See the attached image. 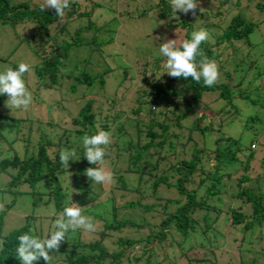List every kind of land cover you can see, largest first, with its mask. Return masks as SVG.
<instances>
[{"label":"trees","instance_id":"obj_1","mask_svg":"<svg viewBox=\"0 0 264 264\" xmlns=\"http://www.w3.org/2000/svg\"><path fill=\"white\" fill-rule=\"evenodd\" d=\"M241 1L244 7H253L257 15L264 13V0H200L195 16L191 11L188 14L180 11L174 14L170 0H70V7L61 18L56 16L54 9L42 12L39 5L30 4L29 0H0V26L16 28L17 32L14 35L16 44L11 49L23 46L31 56L26 62L20 61L30 64L33 69L24 76L29 91L34 94L33 98H41L34 93L36 87L52 89L68 78L69 82L66 83L69 91L77 92L83 100L74 115L66 111L70 115L69 126L64 127L58 121L52 122L48 117L45 121L38 119L35 132H31L32 109L25 111L22 117H13L3 110L8 97L2 103L0 95V139L7 146L5 156L0 158V170L8 172L6 189L16 194H29L32 209L36 204H42L53 211L62 212L71 203L66 197L70 186L65 183L68 175L71 185L79 191V196L74 197L78 200L97 197L106 189L111 193L112 190L126 187L125 178L111 166L116 161L124 162L123 173L135 174L138 180L143 175L150 178L152 191L151 197H147L148 201L128 199L117 206L112 201V195H108L104 201L83 207L82 213L98 219L100 226L92 233L79 229L66 234V241L61 244L59 252L54 253L58 256L53 264H217L214 245H220L217 240L221 238L222 227L228 219L230 225L241 232V237L245 236V232L246 235L251 234L250 230L257 227L255 239L261 238L260 233L264 229V189H261L264 187V172L260 178L254 177L252 184H247L249 175L245 173L228 177L225 188L220 184L223 173L219 169L229 164L242 161L241 169L245 172L250 162L255 160L264 169L263 148H252L253 142L258 140L256 136L259 129L264 125V121H261L264 114V82L253 84L255 78L264 79V59L260 60V57L251 53L255 43L247 42L248 36L263 19L253 13L245 15V11L241 10L244 8L240 6ZM118 5L124 6L119 12L116 11ZM129 6L132 11L127 10ZM227 7L234 10L227 11ZM98 9L101 11L95 15L93 10ZM149 11H154L155 18L159 19V23L154 22L161 27L156 30L159 37L165 32L168 34L173 28L177 29V46L184 40H190L195 31L204 29L209 33V40L202 43L201 50L219 67L220 80L216 85L206 87L202 81L197 83L191 78L186 80L171 76L162 81L161 77L167 74V69L166 63L160 61L166 57L159 53V49L153 51L151 59L141 54L128 60L129 63L124 60L128 58L127 51L118 49L115 38L122 46H125L124 41L130 44L137 42L138 39L131 35L135 31L131 26L133 18L141 19L142 22L148 20ZM105 14L107 18L97 24L95 18ZM215 17L216 20L210 25L208 21ZM237 40L247 44L248 53L236 50L233 43ZM72 49L81 51L85 58L80 64L73 63L72 69L65 73L64 68L70 60ZM259 52L264 53L261 50ZM244 58L246 61L243 62ZM19 63H12L9 67L16 69ZM248 70L251 73L244 78L242 75ZM3 71L6 70L0 72ZM135 72L140 80L153 75V72L157 75L154 82L145 81L148 82L147 88L141 89L131 99L130 111L134 116L149 114L154 117L146 123L134 119V140L129 139L121 144L108 159L111 172L115 174L113 182L95 184L85 175V170L95 165L89 164L84 157L82 137L95 135L101 130L109 132V123L118 114L110 116L108 112L117 99L106 97L110 101L107 102V113H102V102L94 106V98L88 97L86 93L91 92L95 83L102 89L108 87L113 74H120L117 83L121 85L127 80L131 81ZM233 79L236 80V86L242 87H233ZM148 89L149 92L146 91ZM211 93L214 96L210 101L214 100L218 105L214 110L215 119H206L205 114L197 116V109L204 106L201 97L208 98ZM119 96L124 98L121 94ZM234 97H238L241 103L258 106L263 111L261 116L252 112L244 117L242 130L254 131L246 145L238 142L239 136L220 133L224 121L231 119L234 114L238 115ZM62 100L53 101L60 104L59 109H64ZM224 117L225 120L221 121ZM24 125L25 131H22ZM6 128L10 133L4 136ZM192 129L198 130L203 137L213 132L216 144L208 148L213 159L209 171L202 167L201 152L205 150L202 144L197 146L192 142L182 151L184 142L180 140L181 136L189 141ZM182 130L186 133L182 134ZM201 141L203 143V139ZM16 142L23 144L21 154L17 152V147L14 148ZM62 149L77 151L78 159L69 161L68 168L59 162ZM182 152L187 153V157L182 156ZM172 156L174 159L168 162L167 168L158 171L160 162L170 160ZM195 174L197 178L194 180ZM260 180L262 185L259 184ZM134 190L137 191V188ZM224 201H229V204L224 206ZM118 208H135L141 213L157 211L163 216H159L156 223L148 224L144 217H118ZM199 209L202 210L200 223L193 216ZM3 210L0 209V241L3 242L0 264H21L16 258L17 238L25 233L44 238L55 229L48 228L51 218L42 216L40 220L43 223H38L34 230L24 220L20 226L2 232ZM145 225L148 230L142 234ZM128 226L141 233L123 234L122 228ZM85 235L92 236L85 238ZM105 237H111V243H107ZM194 238L200 247L204 248L205 245L208 248V254L205 251L201 252L200 257L187 254L186 250L191 248ZM174 246L180 252L178 262L173 261L168 253ZM240 248L241 245L237 248L238 264H264V247L248 260L239 255ZM35 264L45 262L41 258Z\"/></svg>","mask_w":264,"mask_h":264},{"label":"rangeland","instance_id":"obj_2","mask_svg":"<svg viewBox=\"0 0 264 264\" xmlns=\"http://www.w3.org/2000/svg\"><path fill=\"white\" fill-rule=\"evenodd\" d=\"M30 4H37L41 6L44 4V0H29ZM233 2V1H232ZM214 4H212V8ZM241 7H244L243 1H241L240 4ZM235 7V6H234ZM124 8L123 5H118L116 8V11L119 12ZM128 11H132L131 6L127 7ZM228 11H233V8H226ZM245 11V15H252V13L255 15L257 12L253 10V7H244L243 9ZM98 11H101V9L93 10V13L96 15ZM151 12V13H150ZM149 17L148 20L145 19L143 22L141 19H134L131 25L132 27L135 28V31L131 32L132 37L137 38V42H133L132 44L124 41V45L119 42L118 38H115L114 43L118 46V49H122L121 51H127V56L128 58H124V60H130L132 58H135L136 56H140L141 54H146L147 59H151L150 55L153 53V51H156L159 49V46L163 42H167L166 40L163 39H156V37H159L157 35L156 30L161 29V27L157 26L156 23H159V19L155 18V12L154 11H149ZM209 13V12H208ZM264 13H258L257 16H259L260 19H263V22H261L255 29L252 31V33L248 36L247 42L249 43H255L254 49L251 50V53L256 55V57H260L259 59L262 60L264 59V53H260L259 51H264ZM107 14L104 16H97L95 18V22L101 23L104 19L107 18ZM153 18H150V17ZM150 18V20H149ZM131 18H129L130 20ZM155 19V20H154ZM132 20V19H131ZM216 20L215 18H212L208 21L210 25L213 24V21ZM139 21V22H138ZM129 22V21H128ZM162 23V19H161ZM160 23V24H161ZM31 25V24H29ZM178 31L177 29H171L168 34L165 32L162 37L165 35L167 36L168 39H176V37L179 38L178 36ZM16 28L12 29L6 26H0V71L1 70H7L9 66L13 63L16 64L17 62L21 61H28L31 56L29 53L25 51V48L23 46H17L14 49H11L16 44ZM177 40V43H179V40ZM158 41V42H156ZM211 41V40H210ZM126 42V43H125ZM156 42V43H155ZM128 43V44H127ZM234 46H236L237 51H241L243 54L248 53L249 47L243 40H237L234 41L233 43ZM250 53V52H249ZM88 57V55H87ZM86 57V58H87ZM85 56H82V52L78 51V49H72L69 55V59L64 72L67 73L68 69H72V64H80L81 60L84 59ZM21 60V61H20ZM246 61V58L243 59V62ZM161 63H166V59L160 61ZM129 63V61H128ZM133 67H136V65L131 64ZM96 68V66H94ZM249 72V73H248ZM248 73V74H247ZM246 74L242 75L244 78L247 77L251 72L248 70ZM64 74V73H63ZM69 74V73H68ZM153 75H148L144 79L140 80V76L135 72L134 77L131 81H125L121 85L118 84L117 82L119 81L120 74H113L111 76V83L109 84L108 87L100 88L99 84L95 83L93 85V88L91 89V92L85 93L87 94L88 97H93L94 98V106L98 105L100 102H102V105H100V111L102 113H107V107L110 100H108L106 97L108 96H113L114 99H117L115 103H112V108L108 112L111 115L117 113L118 116L109 123V133L111 135V143L107 146L106 148V155L107 156L105 159V164L102 165L103 167L106 168V170L111 171V166L117 169V174H121L123 178H125V188L124 189H117V190H112L110 193V190L106 189L103 190L97 197H83V199H77L74 197L79 196V191L71 185L70 183V177L68 175V178L66 180V184L70 185L69 186V191L67 193V199L70 195H72V200L74 203L80 205L81 207L87 208L92 206L95 203H99L101 201H104V198L108 195H112V201L114 204L117 206L122 204L124 200L128 199H135L138 198L139 200L142 201H148L147 197L150 196L151 194V185H150V178L147 177L146 175H143L140 180H138L137 176L135 174H125L123 173V166L124 162L123 161H116L113 165L110 166L108 163L109 157H111L113 151L117 148L120 147L121 144L125 143L127 140H134L135 138V125L133 124V119L138 118V122L141 123H146L154 116H151L148 114L147 115H136L134 116L133 113L130 111V106H131V99L135 97L138 92L143 89L147 88L148 82H154L156 73H152ZM169 75L165 74L163 77H161V80L163 81L164 79H167ZM69 79H63L60 81V84H56L52 89H45L43 87H36L34 93H37V95H40V99H34L32 101V104L30 105L31 111L34 113V116L32 117L33 123L32 127L30 128L31 132H35V126L38 124V119L40 121H45L48 117L52 122L58 121L60 124H63L64 127L69 126V119L70 115L66 112L69 111L71 115L75 114V111L77 110L78 106L83 103V100L79 97V94L77 92H70L68 89V85L66 82ZM141 81V82H139ZM148 81V82H145ZM236 80L233 79L231 85H234L233 87L235 88H241L242 86H236L235 85ZM262 82H264L263 78H255L253 84L254 85H260ZM244 83V82H243ZM33 85H31L32 89ZM83 90V89H82ZM81 90V91H82ZM149 92L150 90H146ZM32 93V92H31ZM126 93H128L126 95ZM124 96V98H120L119 95ZM214 93H211L208 95L209 97L207 98L206 96L201 97V102L204 104V106H201L197 109L196 115H202L205 114L206 119L212 118L215 119L214 115V110L217 108V103L213 101H210V99L214 96ZM34 94L32 93V96ZM2 96V103L6 100L7 95H1ZM119 96V97H118ZM57 99H63L62 104L64 105V109H59V103H55L53 101H56ZM103 101H106V103ZM234 102L237 105L239 112L238 115L234 114L233 117L229 120H225L222 118L221 121H224L223 126L220 128V133H230L233 134L234 136H239L238 142L242 145H246L250 137H252V132L251 130H242L241 125L244 121V117L250 113H257L260 114L263 111L259 110L258 106L255 105H250L246 103H241L238 100V97H234ZM114 104V105H113ZM49 107H48V106ZM206 105V106H205ZM146 107V106H145ZM3 110L9 115H12L13 117H22L24 112L23 110H17L13 109L12 114L11 110L6 108V106L3 108ZM28 112V111H26ZM31 116V114L29 115ZM264 116V114H263ZM262 117L261 121H264V117ZM258 124V126L261 124ZM1 123V120H0ZM42 123V122H41ZM4 124V123H3ZM2 124V126H3ZM42 125V124H40ZM257 126V127H258ZM142 127V126H141ZM24 129H21L22 131H25V125L23 127ZM21 131V132H22ZM258 132V130L256 129ZM255 131V132H256ZM10 131L6 128L3 131L4 136L9 134ZM186 133L185 130H182V134ZM256 136L257 142H253V147L254 149L262 147L264 152V125L259 129V133ZM70 137V136H69ZM71 139V137L69 138ZM203 139V143L202 140ZM182 142H184V145L181 146L182 151L186 150L192 142L196 143L197 146H201V144L204 146V152H201V163L202 167L206 168L204 170H211V165L213 163V159L211 157V153H209L208 148L213 147L215 145V139L213 138V132L210 131L206 136H202V134L196 130L192 129L191 132V139L189 141H185V137L181 136L180 139ZM179 145V144H178ZM22 146L23 144L20 142H16L14 148L17 147V152L19 154L22 153ZM7 146L5 145L4 141L0 139V158L5 156V148ZM30 151L31 149H27ZM182 156L187 157V153L182 152ZM258 156V155H257ZM174 159V157H170V160H162L158 166V171L162 169H166L168 162H171ZM242 161L241 163L235 162L233 164H229L227 167H221L219 171L223 173V176L221 178V185L223 188L228 184L229 178H232L234 175L238 174H248L249 175V181L247 184H252V179L255 178H260L261 174L264 172V169L261 165H259L255 160L250 162L249 168L243 172L241 169L242 167ZM10 172V171H9ZM14 171H12L13 173ZM115 175V174H114ZM113 175V176H114ZM229 177V178H228ZM197 178V175L195 174L193 176V179L195 180ZM8 179V172L4 170H0V208L3 210L2 214V227L1 230L2 232H6L12 228H16L20 226L21 223L24 222V220L29 222L31 230L36 229L38 226V223H43L40 220V217L48 216L51 218V224L49 225L48 228L53 229V223L55 218L61 213V211H53L51 207H44L42 204H36V206L32 209L33 206L30 204V198L29 194H16L15 192L10 191V189H6L5 183L7 182ZM264 181V180H263ZM259 184L262 185V180L259 181ZM21 188V186H19ZM137 188V191L134 190V188ZM261 189H264V187H261ZM151 197V196H150ZM229 201H224V206H226ZM202 213V210L199 209L195 213H193V216L197 218L198 222L200 223V214ZM86 216L92 217L88 213H83ZM118 217H128V219L132 218H142L144 217L146 223L151 224L152 222H157L159 216H163L160 214V212L157 211H150L148 213H141L135 208H118ZM93 221L96 224V228L100 226V221L95 218H93ZM41 225V224H40ZM123 234H140L141 232H138V229H135L134 227H125L122 228ZM148 230V226H144V230L142 231V234L146 233ZM223 233L220 239L217 240V242L220 243V245H214L215 248V262L217 264H238L237 260V248L241 245L239 255L243 257L244 259H251L255 257V253L262 251V247H264V229L262 230V233H260L261 238L260 239H255L254 232H256L257 227L254 228L251 234H247L245 232V236H240L241 232L238 230H235L234 226H231L229 223V219L226 222V224L222 227ZM249 231V233H250ZM92 235H85V238H89ZM176 238V236L174 235ZM240 237L242 240H240ZM111 237H105V241L107 243H111ZM195 239V238H194ZM111 247V246H109ZM191 247V248H190ZM190 249L186 250L188 255H193L194 257H200L201 252L205 251L208 254V248L204 245V248L200 247L198 240L195 239V241L192 242V245H190ZM206 247V248H205ZM264 250V248H263ZM185 251V250H184ZM168 253L173 257V261L178 262L179 261V251L178 248L175 246L172 247L171 250H168ZM254 256V257H253ZM257 259V257H256ZM260 261V260H258ZM183 262V261H181ZM179 262V263H181ZM199 264V263H195Z\"/></svg>","mask_w":264,"mask_h":264},{"label":"clouds","instance_id":"obj_3","mask_svg":"<svg viewBox=\"0 0 264 264\" xmlns=\"http://www.w3.org/2000/svg\"><path fill=\"white\" fill-rule=\"evenodd\" d=\"M199 3L200 0H170L174 14L177 11L184 14L191 11L195 16ZM69 7L70 0H44L40 11L54 9L56 16L62 18L65 15V10ZM156 39L167 41L160 44L159 53L166 57L167 71L165 73L169 76L186 80L191 78L197 83L202 81L206 87H213L218 83L220 72L217 63L214 60H209L201 50L202 43L209 40V33L206 30L200 29L193 32L192 38L184 40L179 46H177L176 39H168L166 35L162 38L156 37ZM32 71L30 64L21 62L16 69L9 67L6 71L0 72V95H7L5 106L11 110V114L13 109L27 111L32 104L33 96L24 79L25 74ZM133 124L135 125V123ZM82 141L85 149L84 157L89 164L95 165V167L87 168L85 175L95 184H111L114 179L113 173L102 166L105 164L106 148L112 142L110 133L101 130L95 135H85L82 137ZM77 159L75 149H62L59 152V162L67 168L69 161ZM68 200L71 203L67 204L55 218L53 223L55 230L50 235L40 238L25 233L17 238L16 258L21 264H35L41 258L45 264H53L58 256L54 253H58L61 244L66 241V234L70 231L75 233L79 229L88 233L96 231V224L92 217L82 213L83 207L72 201V195L68 197ZM2 243L0 241V248H2Z\"/></svg>","mask_w":264,"mask_h":264}]
</instances>
